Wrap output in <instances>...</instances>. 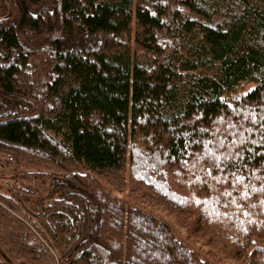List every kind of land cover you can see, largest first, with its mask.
<instances>
[{
	"label": "trees",
	"instance_id": "obj_1",
	"mask_svg": "<svg viewBox=\"0 0 264 264\" xmlns=\"http://www.w3.org/2000/svg\"><path fill=\"white\" fill-rule=\"evenodd\" d=\"M11 2L0 153L17 195L49 201L27 212L0 193L2 257L208 264L108 183L214 252L264 264V0Z\"/></svg>",
	"mask_w": 264,
	"mask_h": 264
},
{
	"label": "rangeland",
	"instance_id": "obj_2",
	"mask_svg": "<svg viewBox=\"0 0 264 264\" xmlns=\"http://www.w3.org/2000/svg\"><path fill=\"white\" fill-rule=\"evenodd\" d=\"M13 3L11 0H1L0 8L8 13L12 8ZM4 13V12H3ZM0 11V16L3 14ZM253 86V83H249L245 86L246 90H249ZM18 174L19 171L7 162L6 156L0 153V193L6 195H16L18 196V202L27 212H36L41 209L49 199H27L25 197H20L16 193L18 186ZM127 179V178H126ZM103 188L109 192L112 196L122 200L127 205H139L143 207L146 211L155 215L157 218L164 221L170 228L174 236L182 241L191 249L199 251L201 258L206 260L208 264H239L237 261L224 257L221 254L214 252L210 246L203 245L201 239H196L193 237H188L186 232V227L174 218L166 209H164L159 204L154 203L152 200L142 197L138 194H133L129 190V186L126 185L123 188H118L112 186L108 183H103ZM0 264H13L8 259L2 257L0 254Z\"/></svg>",
	"mask_w": 264,
	"mask_h": 264
}]
</instances>
